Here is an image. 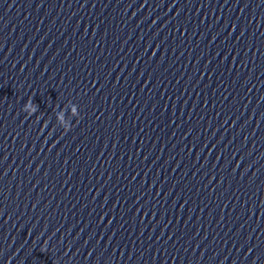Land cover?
<instances>
[{"label": "clouds", "instance_id": "clouds-1", "mask_svg": "<svg viewBox=\"0 0 264 264\" xmlns=\"http://www.w3.org/2000/svg\"><path fill=\"white\" fill-rule=\"evenodd\" d=\"M69 107H70L71 117H79L78 106L75 104H70ZM22 111L27 113L28 117H31L37 113L38 105L34 104L32 99H29V101L26 102L25 105L23 106ZM37 119L39 120L40 118L37 117ZM56 119H57V123L64 129L65 132L71 130L72 125L70 123V119L66 118L64 110L57 112Z\"/></svg>", "mask_w": 264, "mask_h": 264}]
</instances>
